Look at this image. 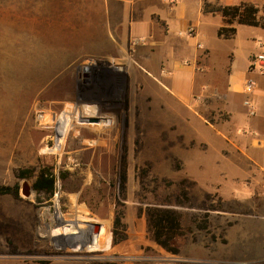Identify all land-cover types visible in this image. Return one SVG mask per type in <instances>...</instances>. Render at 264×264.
Masks as SVG:
<instances>
[{"label":"rangeland","instance_id":"rangeland-1","mask_svg":"<svg viewBox=\"0 0 264 264\" xmlns=\"http://www.w3.org/2000/svg\"><path fill=\"white\" fill-rule=\"evenodd\" d=\"M58 16L42 0H0V184L17 183L20 196L0 195V264L75 255L92 264H264L261 189L229 181L212 144L197 138L203 127L184 123V104L136 82L127 63L94 61L98 71L118 67L116 80L73 59L72 45L54 37ZM41 112L56 115L52 126L38 122ZM42 166L56 176L51 197L21 194L34 176L16 171ZM150 208L180 215L177 252L150 237ZM120 211L126 237L113 244ZM89 240L103 248L87 250Z\"/></svg>","mask_w":264,"mask_h":264},{"label":"crops","instance_id":"crops-1","mask_svg":"<svg viewBox=\"0 0 264 264\" xmlns=\"http://www.w3.org/2000/svg\"><path fill=\"white\" fill-rule=\"evenodd\" d=\"M42 1L59 13V23L52 26L54 37L72 45L73 59L127 63V75L136 82L163 95L168 105L184 104V123L203 127L197 138L212 144L221 159L218 169L229 181H244L246 188L264 194V74L249 70L250 56L264 47V26L235 19L229 23L220 11L248 2L258 8L261 20L264 0ZM220 27L235 31L220 36ZM104 69L106 77L116 80L122 74L118 67ZM249 75L257 83L251 95L254 115L243 104V83ZM210 110L215 111V122L204 118L206 125L201 118ZM98 247L103 248L92 241L86 245L87 250ZM50 264L92 263L90 257L75 255Z\"/></svg>","mask_w":264,"mask_h":264},{"label":"trees","instance_id":"trees-1","mask_svg":"<svg viewBox=\"0 0 264 264\" xmlns=\"http://www.w3.org/2000/svg\"><path fill=\"white\" fill-rule=\"evenodd\" d=\"M263 17L261 20L257 19L256 12L258 8L251 3L241 2L238 5H225L220 7L222 14L227 17L228 22L236 20L238 23H246L251 25L264 26V6ZM235 31L234 27H220L218 29V35L229 36ZM16 176L19 178H29L34 176L32 182V188L37 195L43 194L46 199H49L55 190L56 176L48 166H42L37 171L33 168H20L16 171ZM123 184L126 181V174H122ZM11 195L14 198H20L19 186L0 184V195ZM123 213L117 212L114 216L112 223V243L116 244L125 239L124 232L118 234L117 228L124 227ZM147 224L150 237L158 245L171 253L177 252L174 247V239L179 234L182 221L180 215L175 211L167 208L157 209L150 208L147 210Z\"/></svg>","mask_w":264,"mask_h":264},{"label":"built area","instance_id":"built-area-1","mask_svg":"<svg viewBox=\"0 0 264 264\" xmlns=\"http://www.w3.org/2000/svg\"><path fill=\"white\" fill-rule=\"evenodd\" d=\"M170 2H174V0H169ZM193 30V28H189V33ZM261 47H263V45H260ZM94 66V62H92L90 69L93 68ZM249 70L251 71H258L260 73L264 74V47L262 48V50L253 53L250 56V65H249ZM257 83L255 78L252 75L247 76L244 79V83H243V92L245 93V98L243 100V104L245 105V107L247 108V112L249 115H254L256 112V107L255 104L252 100V93L255 90ZM56 120V115L54 113H50V114H45L43 112L38 114V122L44 126H52L53 123ZM57 126V124H56ZM59 126H57L58 128ZM158 264H171L169 262H160Z\"/></svg>","mask_w":264,"mask_h":264},{"label":"water","instance_id":"water-1","mask_svg":"<svg viewBox=\"0 0 264 264\" xmlns=\"http://www.w3.org/2000/svg\"><path fill=\"white\" fill-rule=\"evenodd\" d=\"M91 120L98 121L99 119L96 117V118H91ZM32 192H35V190L32 188V185L28 182L27 179H24L20 187V193L23 194L24 196H29ZM99 225L100 223L97 222L92 223L93 233L97 231ZM80 247H82V244L80 245Z\"/></svg>","mask_w":264,"mask_h":264},{"label":"flooded vegetation","instance_id":"flooded-vegetation-1","mask_svg":"<svg viewBox=\"0 0 264 264\" xmlns=\"http://www.w3.org/2000/svg\"><path fill=\"white\" fill-rule=\"evenodd\" d=\"M91 71H92V74L94 75V76H97V75H103V74H106V71H105V69H102V70H97L96 68H91L90 69ZM90 230V229H89ZM89 230L87 231L88 232V234H89ZM92 230V229H91ZM87 245H88V243H87ZM94 250H98V248L97 249H94Z\"/></svg>","mask_w":264,"mask_h":264},{"label":"bare ground","instance_id":"bare-ground-1","mask_svg":"<svg viewBox=\"0 0 264 264\" xmlns=\"http://www.w3.org/2000/svg\"><path fill=\"white\" fill-rule=\"evenodd\" d=\"M72 201V200H71ZM74 202V201H73ZM78 205V204H77ZM70 216V215H69ZM80 216L79 215H75L74 217H71V218H73V219H76V220H79L78 218H79ZM81 218V217H80ZM57 220V219H56Z\"/></svg>","mask_w":264,"mask_h":264}]
</instances>
